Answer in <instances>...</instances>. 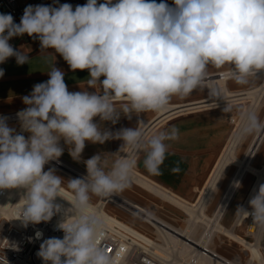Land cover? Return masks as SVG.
Wrapping results in <instances>:
<instances>
[{
	"label": "clouds",
	"instance_id": "clouds-1",
	"mask_svg": "<svg viewBox=\"0 0 264 264\" xmlns=\"http://www.w3.org/2000/svg\"><path fill=\"white\" fill-rule=\"evenodd\" d=\"M27 34L40 42V53L54 56V49L70 69L88 70V88L70 92L64 72L49 64V79L33 86L23 97L25 109L16 113L26 138L0 117V190L23 189L16 219L48 222L63 210L57 229L63 238L44 239L36 255L44 264H119L121 254L110 255L101 246L105 235L102 217L92 212L91 197H109L129 186L137 157L152 175H161L167 158V141L179 138V130L148 135L143 120L135 127L112 131L116 124L146 112L165 111L174 96L208 90L213 101L222 89L213 83L209 69H229L236 84L264 72V0H87L75 8L69 3L28 5L20 22L0 14V64L15 57L18 65L29 63L26 51L9 43ZM4 70L0 69V77ZM103 77V79H101ZM217 106V105H216ZM227 103L223 112L231 113ZM96 118H99L97 122ZM237 139L264 132V120L250 111L240 113ZM79 161L86 142L103 144L121 140L110 170L101 153L84 161L87 175L68 180L73 191L70 207L55 203L64 179L54 169L44 170L64 152ZM127 152H122V149ZM123 153V155L121 154ZM179 173V166L171 169ZM234 187H240L234 181ZM251 211L236 212L264 226V183L248 201ZM43 233L37 231L35 238ZM32 238H29L31 242Z\"/></svg>",
	"mask_w": 264,
	"mask_h": 264
},
{
	"label": "crops",
	"instance_id": "crops-1",
	"mask_svg": "<svg viewBox=\"0 0 264 264\" xmlns=\"http://www.w3.org/2000/svg\"><path fill=\"white\" fill-rule=\"evenodd\" d=\"M98 2H103V0H98ZM156 2L159 3L160 0H156ZM167 2L171 5L173 0H167ZM68 3L75 8L77 5L86 4L87 0H71ZM9 43L18 51H26L30 61L18 65L15 57H10L0 64V69L4 70V75L0 77V112L25 109L27 106L23 103V97L31 94L34 85L45 82L50 78L47 71L49 70V64L52 62L55 67L64 72V80L70 92L85 89L89 92L96 91V89L88 88L85 85V81L89 78L88 70H71L67 62L58 53H55L54 49H48V52L54 56H49L46 59L40 53L38 39L24 34L21 37H13ZM228 72L227 67L209 69L212 81L218 78L225 79V88L218 82L213 83L222 89V99L227 96L228 101L213 103L214 101L208 96L207 89L203 91L195 90L188 96L172 97L165 111H150L140 114L139 117L133 116L131 119L122 115L116 124L104 122L102 126L115 131L122 127H135L138 119L143 120L144 125L156 117L154 120L160 122L153 130L151 129L149 135L153 131V134H155L176 127L179 130V138L166 142L168 153L161 167L162 174L152 175L146 171L143 166V154L137 157L136 168L149 180L151 179V182L156 183L155 185L169 193L189 201H195L201 193V189L207 184L211 170L214 169L225 147L221 154H219L220 149L226 141L229 142L232 136L234 123L230 121V116L238 113L240 109H244L249 104V101H233L230 99L244 95V92L260 84L264 78V73L260 72L249 77L247 84L239 85L229 78ZM230 91L232 95L228 96ZM216 100H219V98ZM227 103L232 106L231 113L223 112ZM96 120L98 122L99 118H96ZM60 143L64 149L69 148L63 140ZM121 145V140H109L103 144L86 142L80 159L86 161L93 155L101 153L107 161L106 167L111 166L115 159L111 154L118 152ZM177 165L180 172L172 173L171 169ZM197 192L198 194H196Z\"/></svg>",
	"mask_w": 264,
	"mask_h": 264
},
{
	"label": "bare ground",
	"instance_id": "bare-ground-1",
	"mask_svg": "<svg viewBox=\"0 0 264 264\" xmlns=\"http://www.w3.org/2000/svg\"><path fill=\"white\" fill-rule=\"evenodd\" d=\"M213 82H218L222 87L225 88V84H224L225 79L218 78L215 79V81ZM260 92L264 94V83L261 84L260 86H255L252 89L250 88L249 90L244 92V95H241L240 97H236V98L234 97L233 99L230 100L242 101L240 99H244L248 97V94L251 93L258 94ZM231 95L232 92L230 91L228 96ZM226 97L227 96H224L223 97L224 99L222 100L220 99L215 100L213 103L228 101ZM155 118L156 117H154V119ZM154 119L152 121L146 122L143 125L148 135L151 132V129L153 130L154 127L160 122V121L157 122ZM241 124H242L241 120H238L236 122V126L233 130L232 136L229 142L227 143V145L225 146L222 154L220 155L214 169L212 170L209 180L207 181L208 183L205 185L203 189H201V194L196 202L189 201L182 197H178L176 195H173L172 193H169L165 189H162L158 185H155L156 183L151 182V179L149 180L136 168H134L133 170L131 179L137 182L138 184H140L141 186L147 188L148 190L155 192L158 195H161L166 199L175 202L176 204L184 208L186 212H189L192 216L195 215L196 209H200L198 218L202 217L203 220L207 221V224H209L208 229H210L211 235L215 232L222 233L226 237L239 243V245L242 246V250L248 249L249 259L247 261V264H253V263L264 264L263 242L261 241L258 243H253L249 239L241 235L239 232L235 230H229L221 221V214L230 205V202L233 199V194L235 190H237L234 187V181H238L239 177H241L243 172L250 170L253 171L254 173L255 172L259 173V177L248 196L247 199L248 201L251 198L254 189L258 190L259 185L264 183V165L262 166V169H258L256 166L251 165L250 161H248L250 160V158L254 157L255 154L261 149V145L264 142V132H260L256 134L252 144L250 145L247 151V155L245 159L239 158L237 155L235 156L236 165L240 167V170L238 171L236 178L234 179L232 185L230 186V189L224 196L223 201L221 202V204H219L217 213L213 216H210L208 213H206L204 206L201 207L199 206L200 202L205 197L204 194L207 192L208 185L211 182H214L217 174H219L218 170L220 168H223L227 157L234 152V146L238 141L237 136H238V131L241 128L240 127ZM127 151L128 150L126 148L122 150V152H127ZM121 154L123 155V153ZM48 164L56 168H59L61 170L67 169L68 171L77 173V175L80 178L85 176V174L80 175L79 172H76V170L72 166L66 164L60 158L58 160L50 161ZM24 191L25 190L23 189H7V197L0 202V215H2L4 219L9 220L10 222L14 221L11 210V202L14 199L20 200L21 196L24 194ZM59 195L60 197H57L56 200H63L64 209L69 208L70 207L69 202H71L73 199V192L61 186ZM113 196L124 207H127L126 209L129 208L128 209L129 211L131 212L134 211L139 215L141 214L140 216H143L148 222L152 223L156 227L158 232V237H156L157 240L148 237L147 235L136 229H133L132 227L127 225L123 220L117 218L114 214H110L106 209L104 199H100L96 203H91L92 212L97 213L102 217L104 226H108L113 229L119 227L122 230V232L129 231L133 233L138 239L145 241L147 244H150L154 248L155 255L158 256L162 264H241L240 262L234 261L233 259H228L227 257L221 255L219 252H217L216 247L204 243L199 238H196L194 233H192V231L189 228H182L164 219H161L157 215L150 213V211L147 210L145 206L141 205L140 203L130 201L129 199L119 195L118 193L113 194ZM248 231L252 235L258 237V235H261V233L264 231V226L259 225L258 229H256V226L252 225L249 226ZM145 247L147 248L146 245ZM213 254H215L216 256H214Z\"/></svg>",
	"mask_w": 264,
	"mask_h": 264
},
{
	"label": "rangeland",
	"instance_id": "rangeland-1",
	"mask_svg": "<svg viewBox=\"0 0 264 264\" xmlns=\"http://www.w3.org/2000/svg\"><path fill=\"white\" fill-rule=\"evenodd\" d=\"M263 83L264 78L261 83L256 86H260ZM240 100L249 101V104L244 109H240L238 113L231 115L234 118V128L236 126V122L240 120V113L242 111L254 112L259 115L262 120H264V94H262L261 92L258 94L251 93L248 94V97ZM153 132L150 135H152ZM256 134L257 133L248 135L245 138L237 141L236 145L234 146V152L227 157L223 168H220L218 170L219 174H217L214 182H211L208 185L207 192L204 194L205 197L200 202L199 206H204L206 213H208L210 216H213L217 213L219 204H221V202L223 201L224 196L230 189V186L232 185L238 171L240 170V167L236 165L235 156L237 155L239 158H246L247 151L252 144ZM225 144L220 149L219 154H221L223 148L225 147ZM61 157L69 160L72 165L76 166L75 168L80 175H87L86 165L84 161H82L81 159L79 161L74 160L67 152H63ZM248 161H250L251 165L256 166L258 169H262V166L264 165V142L261 145V149L255 154L254 157L250 158V160ZM110 168L111 166H108L105 168V170L108 171L110 170ZM54 171L56 175L64 179L63 183H65L66 185H68V180L80 178L77 173L70 172L68 170L63 173L61 172V170L54 168ZM258 177L259 173H254L250 170L242 173L241 177H239L238 179L241 185L238 188L235 187L237 190H235L233 194V199L231 200L230 205L221 214V221L229 230H235L239 232L241 235H243L253 243L262 241L264 245V231L261 233V235H258V237L249 233V227H247L245 222L241 225H238L237 218L239 214H237L236 212L238 206H244V204L246 203V200L248 199V196ZM118 194L124 196L130 201L140 203L141 205L145 206L147 210L150 211V213L157 215L161 219H164L182 228H189L192 233H194L196 238H199L204 243L216 247L217 252L227 257L228 259H233L234 261L240 262L241 264H247V261L249 259L248 249L242 250V246L239 245V243L226 237L222 233L215 232L211 235L210 229H208L209 224H207V221L203 220L202 217L198 218L200 209H196L195 215L192 216L189 212H186L184 208H182L175 202L148 190L132 179H130L129 181V186ZM196 194H198V192ZM100 198L101 197L93 195L91 197V203H96L98 200H100ZM105 198H113V201H109L106 204V209L108 211L116 213L121 218L135 223L137 226H139V228L145 231H149L153 234V236L158 237L156 227L148 222L143 216H140L141 214L139 215L134 211L131 212L128 210L129 208L126 209L127 207H124L113 195L104 197V199ZM197 199L195 200V202L197 201Z\"/></svg>",
	"mask_w": 264,
	"mask_h": 264
},
{
	"label": "built area",
	"instance_id": "built-area-1",
	"mask_svg": "<svg viewBox=\"0 0 264 264\" xmlns=\"http://www.w3.org/2000/svg\"><path fill=\"white\" fill-rule=\"evenodd\" d=\"M69 1L71 0H0V14H11L14 18V22L18 24L23 15L25 7L28 5L34 6L39 4L58 6L59 4L68 3ZM19 111L21 110L0 112V117H6L8 126L14 128L18 134H23L27 138L30 134L24 132L21 129L20 122L16 116V113ZM230 121L234 123L233 116H230ZM64 152L69 153V148L64 149ZM59 158L66 164L72 166L76 172H78L75 168L76 166L72 165L69 160L63 157ZM50 168L59 169L50 164H46L44 170L47 171ZM66 170H61V172L64 173ZM61 186L72 191L65 183H62ZM6 197L7 189L0 190V202ZM100 199H104V197H101ZM109 201H113V198H105V205ZM18 202L19 200L17 199H14L11 202L12 216L14 219L13 222L4 219V217H1L2 215H0V264H44L42 259L39 258L36 253L38 252L40 244L44 239L51 237L63 238L64 233L57 229V225L62 219L63 210L61 213L54 215L48 222H41L39 224L29 223L25 227L21 220L16 219ZM54 202L61 205L64 203L63 200H55ZM243 207L251 211L248 200H246V203ZM108 212L123 220L133 229H136L148 237L157 240V238L149 231L139 228V226H137L135 223L121 218L116 213L111 211ZM237 220L238 225H241L245 222L247 227L252 225L256 226V229L259 227V225L253 223L251 217L245 218L239 214ZM37 231L43 233V236L40 239L35 238V233ZM29 238H32L31 242ZM101 246L108 250L110 255H114L117 251H119L121 254L119 264H162L158 256L155 255L154 248L150 244L138 239L133 233L129 231L122 232L119 227L113 229L111 227L105 226V235L101 240ZM213 255L216 256L215 254Z\"/></svg>",
	"mask_w": 264,
	"mask_h": 264
}]
</instances>
